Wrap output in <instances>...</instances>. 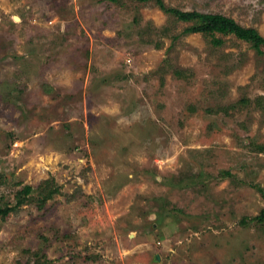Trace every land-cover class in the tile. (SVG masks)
I'll list each match as a JSON object with an SVG mask.
<instances>
[{"label": "rangeland", "instance_id": "obj_1", "mask_svg": "<svg viewBox=\"0 0 264 264\" xmlns=\"http://www.w3.org/2000/svg\"><path fill=\"white\" fill-rule=\"evenodd\" d=\"M162 1L264 37V0ZM192 25L0 0V264H264V55Z\"/></svg>", "mask_w": 264, "mask_h": 264}, {"label": "trees", "instance_id": "obj_2", "mask_svg": "<svg viewBox=\"0 0 264 264\" xmlns=\"http://www.w3.org/2000/svg\"><path fill=\"white\" fill-rule=\"evenodd\" d=\"M108 2L117 3L119 0H106ZM140 3H148L152 0H133ZM160 8L166 12L175 15L179 21L192 23L193 25L185 29V33H200L206 37L211 38L212 43L216 46H221L224 44L223 40L217 38V35L221 36H233L236 39L247 43L250 47L256 50L260 55H264L263 46H264V37L260 35L257 29L248 28L235 19L222 15V14H213L207 13L203 14L198 11L193 12H184L176 8H168L162 0H157ZM230 177L231 173H226ZM254 188L261 194L264 199V188L260 185H255ZM32 192V187L26 186L24 188V195L19 199L17 206L13 208H0V215L5 217L10 212L17 209L20 205L26 202L28 195ZM252 221L264 224V209L260 214L252 219ZM246 221H243V223Z\"/></svg>", "mask_w": 264, "mask_h": 264}, {"label": "bare ground", "instance_id": "obj_3", "mask_svg": "<svg viewBox=\"0 0 264 264\" xmlns=\"http://www.w3.org/2000/svg\"><path fill=\"white\" fill-rule=\"evenodd\" d=\"M17 21H19V18H16Z\"/></svg>", "mask_w": 264, "mask_h": 264}]
</instances>
